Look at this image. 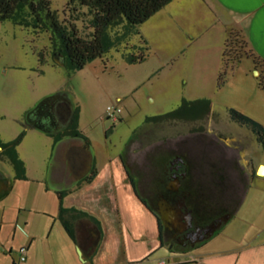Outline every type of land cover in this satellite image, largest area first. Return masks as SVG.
<instances>
[{
	"label": "rangeland",
	"instance_id": "374dc122",
	"mask_svg": "<svg viewBox=\"0 0 264 264\" xmlns=\"http://www.w3.org/2000/svg\"><path fill=\"white\" fill-rule=\"evenodd\" d=\"M48 1L66 26L83 38L92 37L88 8L69 0ZM196 9L186 27L213 25L209 13L199 14ZM155 16L127 42L75 70L53 51L50 32H36L13 19L0 21V140L14 141L24 133L15 149L28 165L29 175L42 176L57 159L59 145L54 147V135L33 127L31 116L45 97L61 93L79 116L76 128L82 136L76 141L88 144L98 163L123 157L140 184L141 195L147 198L160 158L179 152L190 159L202 158L203 182L215 178L220 183L211 191L217 206L233 209L249 182L240 157L247 149L254 159H264V147L255 142L248 127L230 118L229 109L264 123V91L259 86L264 63L258 60L257 69L245 38L233 32L225 52L229 59L241 56L242 60L233 64L221 84L224 51L216 27L211 26L202 38L196 32L191 37L166 14L163 19L162 13ZM119 31L121 27L112 30ZM135 45L144 48L146 59L131 64L125 55L133 53ZM201 98H209L213 110L203 120L146 121L178 108L184 100ZM113 104L121 109L116 121L106 113ZM63 137L64 144L75 140ZM255 181L264 184L263 178Z\"/></svg>",
	"mask_w": 264,
	"mask_h": 264
},
{
	"label": "crops",
	"instance_id": "0c3cea01",
	"mask_svg": "<svg viewBox=\"0 0 264 264\" xmlns=\"http://www.w3.org/2000/svg\"><path fill=\"white\" fill-rule=\"evenodd\" d=\"M195 9L199 14L209 13L223 51L230 33L240 32L255 56L264 61V0H173L155 15L162 13L163 19L166 14L180 31L191 37L196 32L202 38L210 25H184ZM66 129H40L54 135V147L59 145L57 159L42 176L29 175L24 161L25 178L18 177L0 147V264H163V260L166 264H264V184L255 181H264L258 173L264 167L263 158L254 159L244 149L240 166L249 182L240 205L189 252L161 240L158 217L138 198L122 157L98 163L89 145L70 135L74 131L82 134L79 127ZM64 135L75 140L64 144ZM94 165L97 175L85 182ZM60 192L64 208L85 212L97 222L80 214L73 216L79 244L70 238L59 217ZM90 230L99 237L95 251L82 244ZM164 249L168 253L161 255Z\"/></svg>",
	"mask_w": 264,
	"mask_h": 264
},
{
	"label": "trees",
	"instance_id": "16d2710c",
	"mask_svg": "<svg viewBox=\"0 0 264 264\" xmlns=\"http://www.w3.org/2000/svg\"><path fill=\"white\" fill-rule=\"evenodd\" d=\"M70 3H78L79 5L89 9L91 15V27L94 29L90 39L83 38L78 35L74 27L66 26L59 20L54 11L50 8L48 0H0V21L13 19L17 24L32 27L36 32H50L51 47L57 55H62L65 65L70 69H82L89 61L101 57L104 53L109 52L112 48L121 46L127 42L134 33L138 32V27L150 19L157 12L162 10L167 4L173 0H69ZM121 27V31L113 33V28ZM232 34V33H230ZM225 42V47L228 46ZM143 47L134 46L133 53L125 55L128 63L135 64L143 62L146 54ZM242 60L241 56L236 59H229L227 53L223 52L222 68L219 76L220 83L226 80L227 73L233 68V64L237 65ZM259 57L255 56V67L257 68ZM234 65V66H235ZM258 69V68H257ZM220 84V85H221ZM260 88L264 91V78L260 76ZM212 110L211 100L209 98H201L194 101L184 100L176 109L165 114L147 117L148 123H160L172 120H203L208 117ZM75 116L71 120L77 127L78 114L74 110ZM230 118L242 126L248 127L256 136L258 142L264 147V125L243 112L235 109H229ZM75 117V118H74ZM22 133L16 140L5 142L0 140V147L3 148V154L8 157L17 171L20 178H25V163L19 157L15 147L22 140ZM70 135L81 137L79 132H72ZM125 169L130 177L131 183L138 198L149 208L146 200L139 193L134 178L128 169L127 163L122 157ZM97 175L94 165L89 175L85 178V182H91ZM63 193L60 192V214L59 217L63 226L75 243H80L76 232V224L73 216L89 218L95 225L97 222L85 212H80L73 208L67 209L63 207ZM229 210L233 214L241 203ZM217 203V201H215ZM160 238L163 241L162 227L160 225ZM99 237L94 235L93 230L89 231V236L82 243L89 251H95L98 245ZM84 247V248H85ZM83 248V247H82ZM126 264H141V262H129Z\"/></svg>",
	"mask_w": 264,
	"mask_h": 264
},
{
	"label": "flooded vegetation",
	"instance_id": "af4514ba",
	"mask_svg": "<svg viewBox=\"0 0 264 264\" xmlns=\"http://www.w3.org/2000/svg\"><path fill=\"white\" fill-rule=\"evenodd\" d=\"M67 112V101L61 97L41 104L31 118L43 129L56 131L66 122ZM191 159L179 152L160 158L159 172L151 181V190L147 198L142 195L158 217L164 240L171 248L179 250L193 249L230 215L229 210L218 207L213 199L211 191L220 187L219 181L212 177L211 182H203L202 158L193 156ZM135 183L140 193V184L136 180Z\"/></svg>",
	"mask_w": 264,
	"mask_h": 264
},
{
	"label": "water",
	"instance_id": "95a60500",
	"mask_svg": "<svg viewBox=\"0 0 264 264\" xmlns=\"http://www.w3.org/2000/svg\"><path fill=\"white\" fill-rule=\"evenodd\" d=\"M64 98L66 101H67V106H68V112L67 113H65L66 114V116H67V120H66V122L64 123V125L63 126H61L58 130H56V131H59V130H61V129H63V128H65L66 126H68V124L71 122V120H72V117H73V115H74V107L72 106V104L70 103V101L63 95V94H61V93H57V94H55V95H52V96H49V97H47V98H45L44 100H42L41 101V103L37 106V107H35V109H34V111L38 108V107H40V105L41 104H43L44 102H46V101H48V100H54V99H56V98ZM33 111V112H34ZM64 112H66V111H64ZM34 124V126L33 127H36V128H42V127H40L39 125H37V124H35V123H33ZM43 129V128H42ZM189 215H191V213H189ZM221 225V224H220ZM219 225V226H220ZM218 228V227H217ZM215 230L213 229L212 230V233L214 232ZM201 240H203V237L199 240V241H201ZM78 251H79V254L80 255H82V250L79 248L78 249Z\"/></svg>",
	"mask_w": 264,
	"mask_h": 264
},
{
	"label": "built area",
	"instance_id": "2783aa9c",
	"mask_svg": "<svg viewBox=\"0 0 264 264\" xmlns=\"http://www.w3.org/2000/svg\"><path fill=\"white\" fill-rule=\"evenodd\" d=\"M120 111H121V109L117 105L113 104V105H109L107 107L106 113H107V116L109 118H112L114 121H116L118 119V114L120 113ZM24 250H25V248L22 249V251H24ZM22 259H24V258L22 257ZM163 264H166V262L164 260H163Z\"/></svg>",
	"mask_w": 264,
	"mask_h": 264
},
{
	"label": "bare ground",
	"instance_id": "6f19581e",
	"mask_svg": "<svg viewBox=\"0 0 264 264\" xmlns=\"http://www.w3.org/2000/svg\"><path fill=\"white\" fill-rule=\"evenodd\" d=\"M258 172L260 175H264V167L259 168Z\"/></svg>",
	"mask_w": 264,
	"mask_h": 264
}]
</instances>
